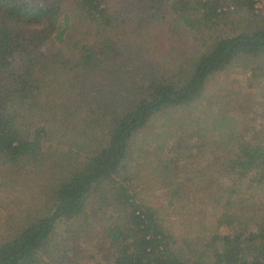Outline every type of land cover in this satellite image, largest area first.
Segmentation results:
<instances>
[{
  "label": "trees",
  "instance_id": "obj_1",
  "mask_svg": "<svg viewBox=\"0 0 264 264\" xmlns=\"http://www.w3.org/2000/svg\"><path fill=\"white\" fill-rule=\"evenodd\" d=\"M233 70L264 87L253 0H0V264H264Z\"/></svg>",
  "mask_w": 264,
  "mask_h": 264
},
{
  "label": "rangeland",
  "instance_id": "obj_2",
  "mask_svg": "<svg viewBox=\"0 0 264 264\" xmlns=\"http://www.w3.org/2000/svg\"><path fill=\"white\" fill-rule=\"evenodd\" d=\"M255 11L257 12L258 16H260L261 18L264 17V12L259 11L255 8ZM225 25H222V28H224ZM247 75L244 74L243 72H240L239 70H233L229 73L223 74L221 76L216 77V79L212 82L211 84V88L212 90L214 88H218L220 86H223L225 88V90L227 91V93L229 94H234L233 99L237 100L236 94L240 95V101H244L246 102V104H249L247 101H251V99H253V101H255V105H253L252 107H250V111H249V116L247 118V120H249L248 122H252L254 123L253 126H255L256 128H264V106L259 108V101H263L260 99V96L263 95L264 96V87L262 88V86H254V88H250L246 79H247ZM243 103V102H242ZM244 105H246L245 103H243ZM247 106V105H246ZM179 117V116H177ZM133 168V175L134 176H140L141 178H143L146 182H156L153 181V177L154 175H152V170H148L150 168H148L147 166H145L144 161L140 162L139 167H136L135 164H133L132 166ZM132 175V176H133ZM151 191V193H150ZM152 191L155 192V189L152 190L151 186L149 185L148 190H145L146 196L147 197H151L153 194L154 200L156 201L157 204H163L164 199H163V193L159 192V193H154L152 194ZM170 212L172 211V209H169ZM83 251L86 252L87 255V259H81V263L80 264H96V263H101L100 258H98V262L92 260V259H88L91 256V253H93V251H91L90 249H86V247L84 246L82 248Z\"/></svg>",
  "mask_w": 264,
  "mask_h": 264
},
{
  "label": "built area",
  "instance_id": "obj_3",
  "mask_svg": "<svg viewBox=\"0 0 264 264\" xmlns=\"http://www.w3.org/2000/svg\"><path fill=\"white\" fill-rule=\"evenodd\" d=\"M257 10L264 12V0H253Z\"/></svg>",
  "mask_w": 264,
  "mask_h": 264
}]
</instances>
